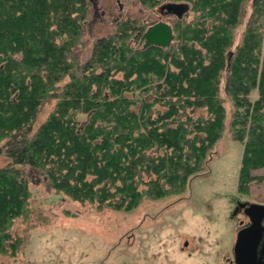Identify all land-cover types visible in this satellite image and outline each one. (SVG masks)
<instances>
[{
    "label": "trees",
    "instance_id": "trees-1",
    "mask_svg": "<svg viewBox=\"0 0 264 264\" xmlns=\"http://www.w3.org/2000/svg\"><path fill=\"white\" fill-rule=\"evenodd\" d=\"M137 1L188 5L170 45L143 48L151 24L127 18L83 60L89 0H0V255L29 239L12 230L30 218L19 165L73 200L125 211L184 192L227 134L243 145L239 191L264 166V0Z\"/></svg>",
    "mask_w": 264,
    "mask_h": 264
},
{
    "label": "rangeland",
    "instance_id": "rangeland-1",
    "mask_svg": "<svg viewBox=\"0 0 264 264\" xmlns=\"http://www.w3.org/2000/svg\"><path fill=\"white\" fill-rule=\"evenodd\" d=\"M82 59L89 57L97 38L112 34L117 22L140 19L166 22L174 15L143 7L137 0H89ZM187 19L190 14L186 15ZM147 24V25H148ZM242 31L239 28L238 34ZM258 96L257 89L250 99ZM225 98L229 111L232 104ZM46 105L32 123L34 131L52 110ZM228 114V115H229ZM85 118V117H84ZM230 117H228L229 119ZM0 167L9 163L3 143ZM243 145L227 134L217 142L203 173L191 178L181 194L142 200L132 210H98L96 203L79 202L48 188L44 173L19 165L29 183L30 218H17L12 230L25 231L28 243L15 256L0 255L1 264H234L233 245L245 221L234 215L237 202L264 204V166L252 171L255 180L238 189ZM242 220V221H240Z\"/></svg>",
    "mask_w": 264,
    "mask_h": 264
},
{
    "label": "water",
    "instance_id": "water-1",
    "mask_svg": "<svg viewBox=\"0 0 264 264\" xmlns=\"http://www.w3.org/2000/svg\"><path fill=\"white\" fill-rule=\"evenodd\" d=\"M187 11L188 5L184 2H168L159 7L161 14L174 15L177 18L183 17ZM172 38L171 25L160 21L147 28L141 42L143 48L152 45L166 48L170 45ZM239 208H242L249 223L237 230L232 250L233 262L234 264H264V204L238 201L234 215Z\"/></svg>",
    "mask_w": 264,
    "mask_h": 264
},
{
    "label": "flooded vegetation",
    "instance_id": "flooded-vegetation-1",
    "mask_svg": "<svg viewBox=\"0 0 264 264\" xmlns=\"http://www.w3.org/2000/svg\"><path fill=\"white\" fill-rule=\"evenodd\" d=\"M240 212H242V214H243V210H242V208H239V209H238V213H237V214H239ZM243 215H244V214H243ZM244 216H245V215H244ZM245 219H246L245 221L240 220V221H242V226H245V225H247V224L249 223V219H248V217L245 216ZM242 226H241V227H242Z\"/></svg>",
    "mask_w": 264,
    "mask_h": 264
}]
</instances>
